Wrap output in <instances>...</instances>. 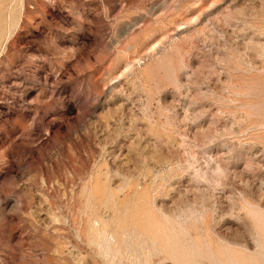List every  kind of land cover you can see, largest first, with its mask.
I'll return each mask as SVG.
<instances>
[{
  "label": "rangeland",
  "instance_id": "1",
  "mask_svg": "<svg viewBox=\"0 0 264 264\" xmlns=\"http://www.w3.org/2000/svg\"><path fill=\"white\" fill-rule=\"evenodd\" d=\"M0 264H264V0H0Z\"/></svg>",
  "mask_w": 264,
  "mask_h": 264
}]
</instances>
